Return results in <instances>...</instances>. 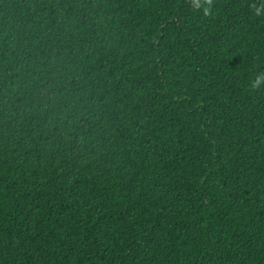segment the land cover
<instances>
[{
  "label": "trees",
  "instance_id": "trees-1",
  "mask_svg": "<svg viewBox=\"0 0 264 264\" xmlns=\"http://www.w3.org/2000/svg\"><path fill=\"white\" fill-rule=\"evenodd\" d=\"M202 3L0 0V264H264V0Z\"/></svg>",
  "mask_w": 264,
  "mask_h": 264
},
{
  "label": "clouds",
  "instance_id": "clouds-1",
  "mask_svg": "<svg viewBox=\"0 0 264 264\" xmlns=\"http://www.w3.org/2000/svg\"><path fill=\"white\" fill-rule=\"evenodd\" d=\"M192 3H197L198 0H191ZM214 6V0H203V3L201 4L202 12L204 16H210L212 15V8ZM261 77H257L256 80L249 85L250 91H256L258 90V86L261 83Z\"/></svg>",
  "mask_w": 264,
  "mask_h": 264
}]
</instances>
